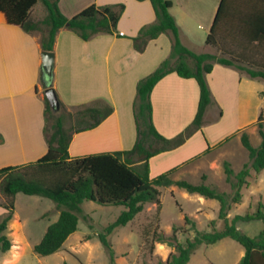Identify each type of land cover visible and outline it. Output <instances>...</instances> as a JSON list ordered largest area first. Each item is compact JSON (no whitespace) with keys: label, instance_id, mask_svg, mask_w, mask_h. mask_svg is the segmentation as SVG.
Wrapping results in <instances>:
<instances>
[{"label":"trees","instance_id":"16d2710c","mask_svg":"<svg viewBox=\"0 0 264 264\" xmlns=\"http://www.w3.org/2000/svg\"><path fill=\"white\" fill-rule=\"evenodd\" d=\"M37 1L0 0V15L6 24L20 27L26 32L41 30V26L46 25L47 31L42 32L40 43L42 50L48 51L54 50L55 36L63 27L72 30L83 40H89L100 33H115L125 7L122 3L104 5L92 3L68 17L59 9L58 0H41L47 12L41 20H32L30 11ZM150 2L154 9L155 20L141 26L138 33L130 37L133 47L142 52L149 40L158 37L161 33H168L171 50L151 73L137 82L133 101L136 140L132 148L83 156L69 155L68 145L72 133L97 126L113 111V107L102 99L73 106L74 111H69L68 115L76 127L70 131L65 128L63 115L55 116L51 125L52 131L47 136V151L41 157L0 168V189L9 198L7 202L2 203L6 212L0 217L2 252L8 251L12 246L6 230L13 216L14 196L22 192L51 199L59 212L57 219L47 226L41 240L33 247L34 252L40 255H49L60 250L66 238L77 230L82 213L81 204L84 201L92 200L104 205L124 206L118 217L97 233L108 252L109 264H115V255L109 240L110 234L116 228L132 221L143 210L145 204L159 205L158 187L176 185L189 193H198L206 198L216 199L220 203L218 218L223 221V225L217 228V220L211 219L208 223L211 230L201 231L197 229L195 221L185 214L184 221L194 235L187 237L183 242L178 241L176 231L178 229H181L182 233L187 231L177 225H173V234L170 237H165L153 229L151 242H147L150 250L154 248V241L174 247V251L167 259L157 264H187L199 246L214 243L224 237L236 240L245 248V253L237 264H264V227L252 237L238 229L237 225L239 222L255 219H261L264 223V205L258 202L255 212L235 214L231 219L227 216L232 203L240 202L241 190L243 187H248L251 171L258 174L264 168V120L261 113L256 121L257 131L261 137L257 146L251 143L245 129L240 132L241 143L248 151L249 161L244 163L238 172L234 171L230 161L226 159L222 161L225 181L232 190L231 195L204 181L193 183L184 178L174 180L172 173L176 167L151 177L149 167V159L152 156L181 145L200 128L205 109L211 102V91L206 75L212 70L214 63L233 65L244 70L250 77L262 79H264V68L255 69L236 65L232 59L214 53L194 52L181 41L179 26L169 10L172 5L171 0H150ZM218 37L238 38V44L242 48L239 53L243 59H245L243 50L250 47V50L255 51L257 45L264 44V0H220L205 42L216 45ZM170 72H175L183 78H194L199 87V99L191 123L175 136L167 138L154 126L150 94L155 84ZM52 81L53 76L44 74L40 69V82L43 87L52 85ZM60 104L61 108H65L61 101ZM44 105L48 121V113L52 111L46 98ZM153 143L159 146L151 148ZM209 150L208 146L186 162L200 157Z\"/></svg>","mask_w":264,"mask_h":264},{"label":"crops","instance_id":"0c3cea01","mask_svg":"<svg viewBox=\"0 0 264 264\" xmlns=\"http://www.w3.org/2000/svg\"><path fill=\"white\" fill-rule=\"evenodd\" d=\"M171 2L169 10L179 26L181 41L194 51L192 41L180 24L203 22L210 29L220 0ZM92 3L124 4L116 32L100 33L83 40L70 29H59L54 41L52 86L69 110L102 99L113 107V111L97 126L72 133L68 145L72 157L132 148L136 139L133 101L137 82L151 73L171 50L168 33L149 40L142 52L133 47L130 37L135 36L141 26L155 20L150 0H58L59 9L68 17ZM41 35L40 30L26 32L10 26L0 15V168L36 160L48 148L46 87L40 82ZM211 47L205 42L202 51L194 52L214 53ZM250 49L242 52L264 55V44L257 45L255 51ZM257 66V69L264 68V61L258 62ZM206 80L211 102L205 109L200 128L181 145L152 156L149 159L151 177L176 167L172 178H184L186 160L208 146L214 149L226 143L227 136L238 135L256 122L258 116L252 105L253 102L255 107L262 104L260 97L264 96V84L260 81L264 83V79L250 77L233 65L214 63ZM198 99L199 87L194 78H183L175 72L162 77L150 94L152 119L157 131L170 138L184 130L196 114ZM4 212L6 209L0 207V214ZM18 254L16 247L10 260L3 259L2 264L12 263Z\"/></svg>","mask_w":264,"mask_h":264},{"label":"rangeland","instance_id":"374dc122","mask_svg":"<svg viewBox=\"0 0 264 264\" xmlns=\"http://www.w3.org/2000/svg\"><path fill=\"white\" fill-rule=\"evenodd\" d=\"M32 8L30 11L32 20H41L47 12L41 0H38ZM175 16L178 17L177 12ZM182 25L180 24L185 35L193 43L194 51H202L205 48V37L209 32L207 24L194 21L189 25ZM40 31L46 32L47 26H41ZM238 40L233 37H218L217 44L212 45L211 50L217 56L232 59L236 65L257 69L256 63H263L264 55H248L245 52V59H243L239 53L242 48L238 44ZM260 82L264 84L263 81ZM262 88L264 90V85ZM260 98H262V104L255 107L253 102L252 109L257 116L261 113L264 120V96ZM71 110L74 111V109L61 108L60 112L51 110L52 113H48V134L52 131L51 125L57 115H63L65 128L68 131L76 127L68 115ZM254 124L256 125V122ZM254 124L252 123L244 129L247 131L251 143L257 146L261 137L257 126L253 127ZM240 134V132L238 135L230 134L224 139L227 141L226 143L219 144L214 149L210 148L200 157L186 162L184 168L187 173L184 179L193 183L204 181L231 195L232 190L225 181L222 161L225 159L230 161L236 172L249 161L248 151L241 143ZM157 146L159 144L153 143L151 148ZM248 180V187H243L241 190L240 202H233L231 209L227 211L229 219L234 214L255 212L258 202L264 205V168L258 174L251 171ZM158 189L160 192L159 205L156 203L145 204L143 210L132 221L116 228L110 234L109 240L112 243L115 264H157L159 261H165L168 255L174 251V247L154 241V248L150 250L147 244L151 242L152 231L155 229L165 237H170L173 234V225H177L187 231L186 233H182L181 229L176 231L178 241L183 242L187 237L194 235V232L189 231V225L184 221L185 214L195 221L197 229L201 231L211 230L208 226L211 219L217 220V228L223 225V221L218 218L220 203L216 199L206 198L198 193H189L176 185L160 186ZM8 200L9 198L0 189V207H3L2 203ZM81 208L78 228L66 238L61 249L49 255H40L34 252L33 247L41 240L47 226L57 219L59 212L55 208L54 201L49 198L27 195L22 192L16 193L13 216L8 222L6 230V234L14 246H11V251L9 250L7 253L0 250V264L3 259L10 260L11 252L16 247L19 249V254L15 259L13 258L14 261L10 264H109L108 252L97 233L113 222L124 206L104 205L89 200L84 201ZM3 214H0V217ZM237 225L238 229L252 237L264 227L261 219L239 222ZM88 237L90 238L88 239ZM244 253L245 248L239 242L230 237H224L212 244L199 246L187 264H237Z\"/></svg>","mask_w":264,"mask_h":264},{"label":"water","instance_id":"95a60500","mask_svg":"<svg viewBox=\"0 0 264 264\" xmlns=\"http://www.w3.org/2000/svg\"><path fill=\"white\" fill-rule=\"evenodd\" d=\"M41 70L44 74L52 77L54 72L55 54L53 51L42 50L41 52ZM44 95L53 112H60L61 104L57 92L52 85L44 89Z\"/></svg>","mask_w":264,"mask_h":264}]
</instances>
